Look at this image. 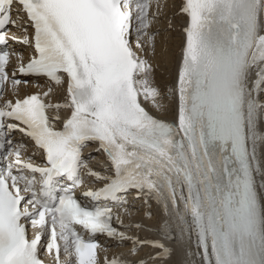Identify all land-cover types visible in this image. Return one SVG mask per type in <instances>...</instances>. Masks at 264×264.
<instances>
[{"label": "snow or ice", "instance_id": "snow-or-ice-1", "mask_svg": "<svg viewBox=\"0 0 264 264\" xmlns=\"http://www.w3.org/2000/svg\"><path fill=\"white\" fill-rule=\"evenodd\" d=\"M0 264H264V0H0Z\"/></svg>", "mask_w": 264, "mask_h": 264}, {"label": "bare ground", "instance_id": "bare-ground-1", "mask_svg": "<svg viewBox=\"0 0 264 264\" xmlns=\"http://www.w3.org/2000/svg\"><path fill=\"white\" fill-rule=\"evenodd\" d=\"M175 11L176 10H174V12ZM182 22H183V19L181 17H176L173 20V31L170 34H166L169 36V38L165 44L167 51L163 53V59H164L166 67L170 69L171 71H173V73L175 70V62L178 57L179 48L182 42V37L179 31V27L181 26ZM163 27H164V24L161 26V28ZM156 222L157 220L152 223L155 224Z\"/></svg>", "mask_w": 264, "mask_h": 264}]
</instances>
